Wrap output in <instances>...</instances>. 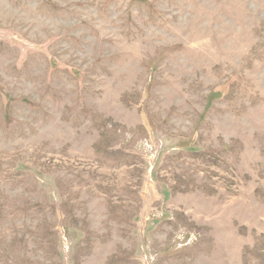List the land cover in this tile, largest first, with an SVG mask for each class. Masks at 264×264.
<instances>
[{
    "label": "rangeland",
    "instance_id": "rangeland-1",
    "mask_svg": "<svg viewBox=\"0 0 264 264\" xmlns=\"http://www.w3.org/2000/svg\"><path fill=\"white\" fill-rule=\"evenodd\" d=\"M0 264H264V0H0Z\"/></svg>",
    "mask_w": 264,
    "mask_h": 264
}]
</instances>
